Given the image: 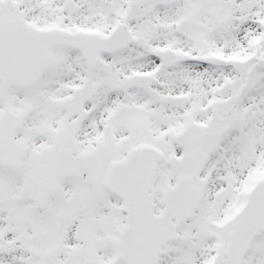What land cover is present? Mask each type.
Instances as JSON below:
<instances>
[{
    "label": "snow or ice",
    "instance_id": "6c2138e0",
    "mask_svg": "<svg viewBox=\"0 0 264 264\" xmlns=\"http://www.w3.org/2000/svg\"><path fill=\"white\" fill-rule=\"evenodd\" d=\"M0 264H264V0H0Z\"/></svg>",
    "mask_w": 264,
    "mask_h": 264
}]
</instances>
